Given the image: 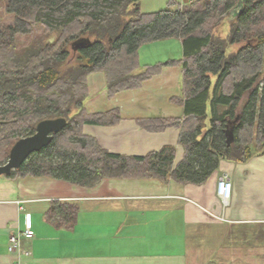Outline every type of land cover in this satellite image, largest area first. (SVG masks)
<instances>
[{"label": "trees", "instance_id": "trees-1", "mask_svg": "<svg viewBox=\"0 0 264 264\" xmlns=\"http://www.w3.org/2000/svg\"><path fill=\"white\" fill-rule=\"evenodd\" d=\"M140 1L0 0L14 19L0 24V166L40 122H68L9 178L51 177L81 187L105 178H170L202 185L222 160L244 162L264 155V0H245L233 15L239 0L185 5L170 0L167 9L153 13L143 12ZM224 24L229 31L222 37L217 29ZM20 37H26L27 46ZM82 38L92 43L74 51L73 43ZM169 39L182 42L183 58L137 73L140 49ZM236 45L240 48L232 50ZM71 49L78 62L69 66ZM174 66L183 68V82L181 95L171 102L184 108V116L152 120L155 125L145 127L180 130L185 157L176 167L174 147L128 158L108 153L84 135L85 125L111 126L120 120L117 112L87 113L91 74L104 72L115 96ZM65 213L64 220L50 219L73 227L77 209L66 207Z\"/></svg>", "mask_w": 264, "mask_h": 264}, {"label": "crops", "instance_id": "crops-1", "mask_svg": "<svg viewBox=\"0 0 264 264\" xmlns=\"http://www.w3.org/2000/svg\"><path fill=\"white\" fill-rule=\"evenodd\" d=\"M159 4L140 1L145 13L164 10L156 9ZM174 43L179 49L164 53ZM182 58L178 39L147 44L140 49L137 73ZM182 82L181 66L166 67L142 87L111 96L106 74H91L87 113L117 112L120 120L111 126L85 125L84 135L108 153L128 158L174 147L176 167L185 157L180 130L152 131L145 125L184 116V108L171 102L181 95ZM222 176L233 183L226 205L217 195ZM66 207L77 209L73 227L50 219L64 220ZM28 218L34 237L22 240L17 258L9 240L25 229ZM0 264H264V155L222 160L202 185L170 178H105L81 187L51 177L1 176Z\"/></svg>", "mask_w": 264, "mask_h": 264}, {"label": "water", "instance_id": "water-1", "mask_svg": "<svg viewBox=\"0 0 264 264\" xmlns=\"http://www.w3.org/2000/svg\"><path fill=\"white\" fill-rule=\"evenodd\" d=\"M244 2L245 0H239L231 15L239 14L243 9ZM91 43L90 39L82 38L73 43L72 48L74 51H78ZM67 123L65 118L40 122L34 135L20 139L12 148L8 162L0 166V177L10 176L14 170L20 169L34 153L48 147L53 141L54 135L63 131Z\"/></svg>", "mask_w": 264, "mask_h": 264}, {"label": "rangeland", "instance_id": "rangeland-1", "mask_svg": "<svg viewBox=\"0 0 264 264\" xmlns=\"http://www.w3.org/2000/svg\"><path fill=\"white\" fill-rule=\"evenodd\" d=\"M161 1H162V4H159L156 9H167V7L169 6L170 0H166V3H165V0H161ZM176 1H178L182 5H185V4H189L191 0H176ZM142 6L144 7V5H142ZM13 22H14L13 17L6 12L5 2L1 3L0 4V24L6 25V24H12ZM41 31L42 30L39 29V31H37V32L38 33L40 32L39 34H41ZM228 31H229V26L224 24L223 26H221L220 28L217 29V35H221L222 37H225V36H227ZM56 36H57V34H54V36H51L52 42L55 41ZM20 40H21L22 45L27 46L29 43L28 41H26V37H20ZM180 48H181V44H180ZM239 48H240V45H236L233 47L232 50H238ZM178 49H179V46L177 48V45H175V43H174L173 46H170V47L166 46L164 53H167L170 51L171 52L174 51V53H175V51H177ZM77 62H78V53H74V51H72V49H71V54L69 55V57L67 59V65H69V66L74 65V64H77Z\"/></svg>", "mask_w": 264, "mask_h": 264}, {"label": "built area", "instance_id": "built-area-1", "mask_svg": "<svg viewBox=\"0 0 264 264\" xmlns=\"http://www.w3.org/2000/svg\"><path fill=\"white\" fill-rule=\"evenodd\" d=\"M217 195L224 205L228 204L233 195V183L228 176H222L218 182ZM34 234L30 220H26L25 229L19 230L16 234L12 235L9 240L10 253L16 255L17 258L22 254V240L24 238H33Z\"/></svg>", "mask_w": 264, "mask_h": 264}]
</instances>
